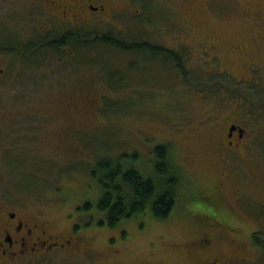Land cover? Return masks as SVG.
<instances>
[{
  "label": "rangeland",
  "instance_id": "rangeland-1",
  "mask_svg": "<svg viewBox=\"0 0 264 264\" xmlns=\"http://www.w3.org/2000/svg\"><path fill=\"white\" fill-rule=\"evenodd\" d=\"M147 2L151 10L138 6L140 3L131 7V10L141 8L143 17L136 18L131 11L124 12L123 9L106 20L96 18L98 22L86 29L99 33H119L124 29L137 39L143 33L148 35V28L143 30V26H157L160 22V38L169 40L175 47L190 46L189 51L211 43L217 48L223 47L224 43L218 38V27L224 25L225 19L222 23L215 17L202 16L206 3L161 0V6L156 8L158 5L155 6L153 0V4ZM114 4L119 5V9L125 6L124 0H116ZM208 6L209 11L222 13L219 15L234 11L225 16L229 21L225 23L227 31H235L230 29L235 25H247L248 21L263 18L254 6L250 14L237 13L236 8L242 7L239 2L213 0L207 3ZM27 9L24 0H0V19L10 22L5 26L25 32L32 26L33 39L40 36V30L52 27L57 35L69 27L67 23L58 22L56 17L45 15L39 8L25 17ZM168 16L173 20H168ZM185 17L197 19L191 29ZM15 20L17 24H14ZM205 21L212 27L211 32L201 28L207 26ZM68 52L60 53L64 57L62 60L56 54H49L47 49L28 57L16 56L6 67L7 74L0 77V173L6 175L5 180L10 185H16L14 196L56 209L61 221L65 215L76 218L83 215L78 211L83 203L96 204L102 194L90 175L98 158L105 155L119 158L124 152L136 153L141 167L150 171L152 150L159 144L168 145L184 182L183 203L177 216L167 221L148 216L124 220L116 230L100 227L97 228L100 241L110 235H119L118 231L123 228L127 233L122 243L126 250L123 264H182L176 249L189 243L197 233L196 215H216L220 222L229 224L228 228L216 226L206 230L200 226L198 230L205 229L214 239L212 250L229 255L227 264H233L235 258L253 259L258 247L252 241V233L264 229V179L257 169V166L261 167L264 178V153L261 150L264 146H258L261 149L254 161L247 157L238 159L229 178L218 175L225 164L221 154L211 149V143L219 137L217 128L239 121L242 116L255 117L252 124L247 121L248 125H264V114H240L235 105L227 113L224 109L206 111L201 105L205 99L201 95H206V101L213 107L215 102L208 97L205 87L189 78L179 80L175 74L164 76L159 67L143 61L138 63L136 56H124L127 77L122 94L108 96L105 95L108 82L100 80L95 70L85 64L79 65L83 59L77 50L73 55L72 52L67 55ZM43 59L50 61L44 60L40 66ZM198 59L202 63L189 64V70L208 75L213 69V60L201 52ZM1 67H5L4 63ZM226 67L230 70L228 78L233 82L246 79V74H251L248 70L253 68L236 61ZM161 69L165 71L163 65ZM255 76L260 79L257 90L264 89L261 84L264 69ZM237 94L229 92V96ZM85 99L88 102H84ZM236 99L231 100L237 104ZM258 137H264V130ZM235 180L239 185L233 183ZM212 196L218 200L225 198L224 207L219 210L209 207L206 200ZM87 214L98 216L94 211ZM220 228L229 232V236H225ZM235 241L242 245L240 250L234 248ZM260 264L264 263L260 261Z\"/></svg>",
  "mask_w": 264,
  "mask_h": 264
},
{
  "label": "flooded vegetation",
  "instance_id": "flooded-vegetation-1",
  "mask_svg": "<svg viewBox=\"0 0 264 264\" xmlns=\"http://www.w3.org/2000/svg\"><path fill=\"white\" fill-rule=\"evenodd\" d=\"M24 1L28 7L25 17L31 15L35 8H39L45 12V15L56 17L58 22L67 23L69 27L64 28L61 33H58L59 35L79 34L81 29L88 31L86 27H91L98 22L96 18L106 20L105 18L111 17L112 13H118L123 9L124 12L131 11L136 18H140L143 14L139 7L131 10L134 4L138 5L140 3L141 5L138 6L141 7L143 5L141 0H124L125 6L120 9L118 8L119 5L114 4L116 0ZM196 1L201 2V5L206 3L202 16L206 14V18L208 16L215 17L217 20L220 19L222 23L223 19H225V23L229 22L225 16L234 12L226 11L223 12L225 15H219L222 13L208 10L207 3L213 0ZM229 1L241 4V8H236L237 13L250 14V9H253L254 6L258 10L259 16H263V18L248 21L247 25H235V27L230 28L235 29V31H227L224 23V25L218 27V38L224 43L222 48H217L214 43L204 45L201 49L195 48L189 54V57L182 61H184L185 66L191 63H202L198 61V55L201 52L213 60V70H217L221 66L224 69L235 61L237 64L253 66L252 69L248 70L251 74H246V79H235L236 82H233L234 89L224 91H226V94L231 91L238 93L235 98H237L236 107L240 114H264V100L260 103L256 99L254 101L248 100L242 92L244 88L248 87L252 89L250 94L253 98H256L257 95L260 96V94L264 96V89L257 90L260 79L255 76L264 69V0ZM153 2L155 6L158 5L156 8L161 6V0H153ZM195 20H197L195 17H185V21L190 24V29ZM8 22V20L2 21L0 19V64L4 63L5 66L0 68V77L7 74L6 67L12 63L16 56V58L28 57V55L34 54L32 51L38 50L40 45L43 44L41 38L53 33L52 27L50 30L49 28L46 31L40 30V36H36V39L39 40L36 41V39H33L34 29H31L32 26H28L29 30L25 32L22 29H15L17 27L9 28V26H5ZM205 23L207 26H201L202 29L212 28L208 26V21H205ZM14 24H17L16 20ZM44 27H47V23ZM242 27L244 29H241ZM144 28H148V35L146 33L142 34L145 37H140L139 45L149 44L154 47H161L162 44H165L160 38L158 26L149 27V25H146L142 27L143 30H145ZM122 30L119 32H126L124 29ZM209 32H211V29ZM48 52L52 55L56 54L52 50ZM111 52L109 53L110 58L113 56ZM113 54L124 58L123 54L118 52ZM123 58L116 57L115 60L111 59L110 61L115 67L124 68ZM44 60L48 61L49 59H43L40 66ZM188 71L194 75L193 70ZM228 71L230 72V70ZM229 72L228 74H230ZM200 74L198 72L199 76ZM230 79L232 80V78ZM261 84L264 88V81ZM246 85L247 87H244ZM242 118L239 117V121L230 122L229 125L216 129L219 137L212 141L211 149L221 154L225 164L222 165L219 171L218 175L220 177L228 176L230 178L232 168L237 165L235 162L244 158L250 148L264 144V138L258 137L260 131L264 130V125H248L247 121L252 124V119H255V117L250 119L242 116ZM5 178L6 175L0 173V264H123L121 261H124V253L126 252L123 248L124 244H122L124 242L123 228L118 231L119 235H110L104 241H100V231L97 228L108 226L104 222L105 219H86L84 216L89 214L83 213V215L76 218L65 215L64 220L61 221L56 209H49L43 204L24 199L20 200L14 196L17 187L15 184L10 185ZM194 242V246L203 251L201 254L198 253L197 249L194 251L197 258L201 259L200 264H227L229 262V255L223 252L217 254L212 250L215 242L205 231L199 232ZM198 243H201V245L204 243V245L200 247L197 245ZM193 261H196L194 256L191 257L189 264Z\"/></svg>",
  "mask_w": 264,
  "mask_h": 264
},
{
  "label": "trees",
  "instance_id": "trees-1",
  "mask_svg": "<svg viewBox=\"0 0 264 264\" xmlns=\"http://www.w3.org/2000/svg\"><path fill=\"white\" fill-rule=\"evenodd\" d=\"M149 1L153 4L152 0ZM142 4L145 9L151 8L147 0H142ZM146 4L148 5L147 7ZM168 20L173 19L168 16ZM159 24L157 25L158 27ZM153 26L154 24H149V27ZM129 32L116 33L114 31H109L106 33H94V31L81 29L79 34L67 33L66 35H59L57 33V35H55L54 33H50L48 36L41 38L43 44L40 45L38 50H52L57 54V58L61 60L64 58L61 57V52L69 51L67 55H70L71 52V55H73L77 50L83 59L79 65L85 64L90 67L92 71L95 70L94 72L99 76L98 78L100 80L108 82L109 87H106L109 89L107 90V94H105L108 96H118L122 94L120 92H123V82L126 81L127 77L124 68L115 67L110 61L111 59L115 60L114 58H116L117 55L113 53L118 52L123 54V56H136L138 63L143 61L153 67H159V71L162 72L164 76L175 74V76H178L179 80H185L187 78L196 80L201 87H205V89L208 90V97L215 102V107H213L211 102L206 101V95H201L205 98L201 105L206 107V111L213 110L220 112V109H224V113H227L233 105L237 106V104L231 100L232 98L235 99L236 96H229V94H226V91H224L234 89L233 80L228 78L230 74H228L229 71L227 67L223 69V66H221L218 67L217 70H209L210 73L208 75L203 73H201L200 76L196 73H194V75L189 74V67L188 65L185 66L182 60L189 57V54L194 50L193 48L192 51H189L190 46L178 48L172 45L169 40L168 42L164 41L165 44H162L161 47H154L149 44L139 45L140 37L136 39ZM37 40L39 39H36V41ZM38 50L32 51V53ZM111 51L114 52L111 53L113 56L110 58L109 53ZM48 61H50V59ZM160 64L165 67L164 72ZM205 77L206 79H204ZM225 78L229 79V81ZM251 90L252 89L248 87L242 90L248 100L254 101L256 99L259 103L264 100V96L262 95H257L256 98H253L250 94ZM75 95L77 97L79 96L77 94ZM101 97L103 98L104 95ZM77 100L78 102L80 101L79 98H77ZM84 102H88V100L85 99ZM69 120L72 122L71 118H69ZM252 121H254V119H252ZM83 128L84 127H81V129ZM258 146L262 147L264 145L260 144ZM258 146L250 148L249 152L245 155L249 161H254L256 159L257 153L261 149L260 147L259 149ZM261 150L264 153V148ZM152 157V162L149 164L150 171L144 170L141 167L136 153L128 154L124 152L120 154L119 158H115V156L110 157V155H105L98 159L96 158V165L90 169V175L96 180L102 190V194L96 204L87 201L83 203V206L79 207L78 211L82 213H90V211L97 212L98 216L86 215L84 217L86 219H105L104 222L111 228H117L121 223H124V220L129 221L144 218L146 216L159 221H167L176 217V213L178 214L177 211L181 203H183L182 198L184 195V182L181 170L173 161V155L168 145H157L152 150ZM256 166L257 165H255V167ZM257 169L261 175V179H264L261 167L257 166ZM233 183L239 185L237 180ZM225 200V198L218 200L216 197L212 196V198L208 197L206 202L209 207L219 210L224 207ZM230 213L234 214L232 210H230ZM195 220V226L198 229L194 238L191 239L189 243L187 242L186 245L182 244L180 248L176 249L177 256H179L182 264H189L192 256L196 258V261L190 264H200L201 262V259L199 257L197 258L194 253L196 249L199 254H201V252L203 253L202 250L194 246V241L197 238L200 226L206 229L216 226L228 228L227 225H229L220 222L216 215L197 214ZM143 226L142 224V227ZM222 228L219 230L223 231L225 236H229V232L222 230ZM126 237L127 233H124V239H126ZM252 241L258 247L256 256L249 260L235 258L232 261L233 264H252L255 261L254 264H260V261L264 263V229H258L256 232L254 231L252 233ZM197 245L202 247L204 243L203 245H201V243ZM233 245L234 248L238 250H240V246H242L236 241Z\"/></svg>",
  "mask_w": 264,
  "mask_h": 264
},
{
  "label": "bare ground",
  "instance_id": "bare-ground-1",
  "mask_svg": "<svg viewBox=\"0 0 264 264\" xmlns=\"http://www.w3.org/2000/svg\"><path fill=\"white\" fill-rule=\"evenodd\" d=\"M240 9V8H239ZM237 100V99H236Z\"/></svg>",
  "mask_w": 264,
  "mask_h": 264
}]
</instances>
